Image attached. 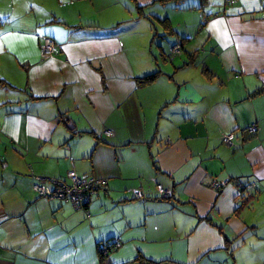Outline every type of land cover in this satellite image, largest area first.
Returning <instances> with one entry per match:
<instances>
[{
	"label": "crops",
	"instance_id": "obj_1",
	"mask_svg": "<svg viewBox=\"0 0 264 264\" xmlns=\"http://www.w3.org/2000/svg\"><path fill=\"white\" fill-rule=\"evenodd\" d=\"M0 80V264H264V0H0Z\"/></svg>",
	"mask_w": 264,
	"mask_h": 264
},
{
	"label": "built area",
	"instance_id": "obj_2",
	"mask_svg": "<svg viewBox=\"0 0 264 264\" xmlns=\"http://www.w3.org/2000/svg\"><path fill=\"white\" fill-rule=\"evenodd\" d=\"M43 54L45 56L51 55L55 49V41L51 37H45L43 43ZM181 46L176 45L173 48L174 52H180ZM248 130L250 132H256L257 126L251 125ZM107 135H112L111 130H105ZM236 135L234 132H227L223 135V142L229 146H235ZM107 179L98 178L93 175H79L76 171L71 170L67 174L65 179H53V187H47L40 183L34 185V190L39 193V195L50 198V199H61L70 201L76 208H85L91 201L92 196L96 193L101 187L107 184ZM226 184V181L214 180L211 184L215 189H221ZM241 188L244 191H248L256 187L255 182L242 184L240 183ZM159 196L162 198H168L171 196V192L166 189L162 184L157 185ZM139 196V193L137 194ZM111 243L112 242H101L99 248L103 254L111 253ZM114 249H116L120 243L116 239L112 243Z\"/></svg>",
	"mask_w": 264,
	"mask_h": 264
},
{
	"label": "trees",
	"instance_id": "obj_3",
	"mask_svg": "<svg viewBox=\"0 0 264 264\" xmlns=\"http://www.w3.org/2000/svg\"><path fill=\"white\" fill-rule=\"evenodd\" d=\"M164 1V0H163ZM207 2V0H201V4L203 5L204 3H206ZM163 22H167V19H163L162 20ZM205 71H207L208 72V70H206L205 69ZM158 75H159V72H156V73H153V74H149V75H145V76H143V77H140V78H138V82H139V84L140 85H145V84H148V83H151V82H153L154 80H156L157 78H158ZM0 82H3V81H1L0 80ZM263 89H257L255 92H253L252 94H251V96H254V95H256V94H259L261 91H262ZM112 240V239H111ZM107 242H112V243H114L115 241H107ZM111 243V246H110V248H111V252L114 250V246H113V244ZM99 246H100V244H99ZM98 251H99V254H100V257H101V259L103 260V261H105V259H106V257H108L110 254H103L102 253V251H101V249L98 247Z\"/></svg>",
	"mask_w": 264,
	"mask_h": 264
},
{
	"label": "water",
	"instance_id": "obj_4",
	"mask_svg": "<svg viewBox=\"0 0 264 264\" xmlns=\"http://www.w3.org/2000/svg\"><path fill=\"white\" fill-rule=\"evenodd\" d=\"M67 125L70 129H75V125L71 121H69Z\"/></svg>",
	"mask_w": 264,
	"mask_h": 264
}]
</instances>
